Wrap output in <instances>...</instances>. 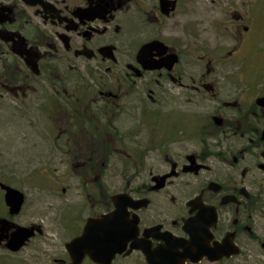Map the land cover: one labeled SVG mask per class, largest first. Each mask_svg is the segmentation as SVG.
Returning a JSON list of instances; mask_svg holds the SVG:
<instances>
[{
    "label": "flooded vegetation",
    "instance_id": "obj_1",
    "mask_svg": "<svg viewBox=\"0 0 264 264\" xmlns=\"http://www.w3.org/2000/svg\"><path fill=\"white\" fill-rule=\"evenodd\" d=\"M256 4L196 56L178 0H0V111L45 161L0 147V264H264Z\"/></svg>",
    "mask_w": 264,
    "mask_h": 264
},
{
    "label": "rangeland",
    "instance_id": "obj_2",
    "mask_svg": "<svg viewBox=\"0 0 264 264\" xmlns=\"http://www.w3.org/2000/svg\"><path fill=\"white\" fill-rule=\"evenodd\" d=\"M181 9L178 11L176 19L177 32L180 35L181 45H188L194 55L204 47H214L223 45L228 51L230 42L224 31L236 24L237 17H241L242 24L251 26L252 8L255 0H178ZM258 11L253 19L255 29H260L253 38L255 43L264 42V0H257ZM237 16V17H236ZM189 35V36H188ZM188 36L187 41L182 38ZM251 42L249 46H251ZM262 45V44H260ZM184 51L186 49L183 48ZM250 55L258 56L257 53L249 48ZM196 61V57H195ZM200 67L195 64L194 71L198 73ZM263 72L255 74L254 79H259ZM30 119L26 111H0V147L4 154L3 163L14 161L16 167L26 168L34 163L35 167H41L44 160L28 159V149L18 143V140L28 138V126L24 121ZM30 135H33L30 133ZM34 137V136H33ZM32 137V139H33ZM30 138V140H32ZM29 140V141H30ZM32 145V141L30 142ZM6 147V149H5ZM35 151H32V155ZM122 176H115L114 183H121Z\"/></svg>",
    "mask_w": 264,
    "mask_h": 264
},
{
    "label": "water",
    "instance_id": "obj_3",
    "mask_svg": "<svg viewBox=\"0 0 264 264\" xmlns=\"http://www.w3.org/2000/svg\"><path fill=\"white\" fill-rule=\"evenodd\" d=\"M7 192L8 193L6 196V201H7L8 206H10L11 208L16 206V204L14 203V200H15V201H17L18 208H20L22 206V202H23L22 194L16 190L11 189V188H7ZM17 194H18V196H16Z\"/></svg>",
    "mask_w": 264,
    "mask_h": 264
}]
</instances>
